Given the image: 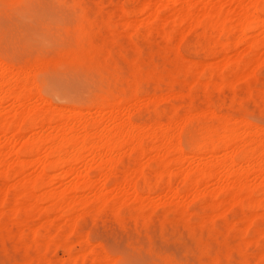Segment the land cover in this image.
<instances>
[{
  "label": "rangeland",
  "instance_id": "374dc122",
  "mask_svg": "<svg viewBox=\"0 0 264 264\" xmlns=\"http://www.w3.org/2000/svg\"><path fill=\"white\" fill-rule=\"evenodd\" d=\"M145 5H154L150 18ZM253 5L264 9V0H0V128L12 123L0 136V153L38 139L37 116L50 120L42 129L46 146L55 133L109 131L128 117L145 135L142 156L128 147L115 156L117 182H102L106 169L94 172L98 161L89 156L76 173L47 174L42 182L49 185L36 199L14 197L20 176L9 168L14 155L7 156L0 264H96L98 256L109 264H264V173L249 167L239 187L230 176L221 194L219 181L201 179L198 195L183 183L201 164L224 157L245 169L248 147L257 151L251 163L264 167V48L247 44L264 42V12H250ZM249 12L262 29H228ZM215 18L229 31L209 25ZM208 127L237 129L236 141L211 154L198 150L193 144ZM256 129L260 144L250 135ZM168 143L180 144L183 156L166 173L163 162L178 158L166 154ZM34 168L23 170L26 190L37 180ZM126 172L135 193L122 189ZM236 196L244 205L232 206ZM55 197L60 208L51 211ZM72 200L77 206L67 212ZM224 206L232 207L220 216ZM83 241L91 251L85 262Z\"/></svg>",
  "mask_w": 264,
  "mask_h": 264
},
{
  "label": "bare ground",
  "instance_id": "6f19581e",
  "mask_svg": "<svg viewBox=\"0 0 264 264\" xmlns=\"http://www.w3.org/2000/svg\"><path fill=\"white\" fill-rule=\"evenodd\" d=\"M153 6L154 5H145L142 8L143 12L145 13V15L148 18H150L154 14V7ZM252 7L253 8H251L250 12L252 11V9H253L254 13L255 12L256 13L257 12H264V9H259L257 6L253 5ZM250 12L248 13V16L242 17L241 20H239L236 23L237 25H235V27L232 26L228 29H231V30L233 29V32H234V30H236V28L237 29L239 28L238 30L240 31V33H244V31H247V29H249V28L262 29V22L258 21L257 18L253 16L254 15L253 12L252 13H250ZM209 25H211L212 27H217V29H218V26H219V28H221V27L223 28V26H225V22L222 21V19H220V18H215L209 22ZM225 27L227 28V26H225ZM226 28L224 29V31L221 29V32L225 33V31L226 32L229 31L228 29L226 30ZM247 44H248V47L251 49H255V48L258 49V47L264 48V42L258 41V40H252ZM0 76H1V74H0ZM25 84H27V83H25ZM1 89H2V84H0V90ZM124 97L126 98L128 96L125 95ZM126 101H128V100H126ZM120 103H122V101L119 103H116V104L119 105ZM116 117H118V116H116ZM33 119L35 120V122L33 121V123L37 124V126H35V127L37 128L36 131L38 132L40 137L38 139H36L35 141H33V143L27 144L24 147H21V149L18 150L17 152H13L11 150L10 151L8 150L7 153H4V152L0 153V168L9 167L10 165L9 166L7 165L8 163H6L5 158L9 155H14L15 162H14L13 166H10L9 168L14 169V171H15L14 174L20 176V181H19L17 187H15V191H14V197L16 199H18V201L23 200L25 198L36 199V195L34 194L35 192H39L38 195L42 196V194L40 193L41 192V185H44V186L49 185L48 184L49 182H42V181L46 180L47 174L52 173V172L56 173L60 170H63L64 173H71V172L76 173V172H78L77 166H79V165H83L84 167L87 166L86 165V159L89 156H92V158H91L92 161H95V160L98 161L97 165L94 167V172L95 171L101 172L102 169H104V168L106 169V172L105 173L102 172L101 175L103 178L102 182L107 184L111 180L114 181V179L118 175V174H116L117 172L115 173V170H117V168L115 169V167H114V166H116L115 162H114V158L119 153V151L122 150L123 147H128L129 150L134 151V152L137 151V152L141 153L140 154L141 156L144 154L143 149L145 146L143 148H142V146H143V140L145 138V135H142L143 131L140 130V128L138 129V127L133 126V124L130 123L129 117L125 121H122L118 125L117 128H115L113 130H109V131H105L103 128L100 129V127L99 128L96 127L94 129H92L90 131V133L84 132L81 135L80 134H73L71 132H69L68 134L55 133L52 136V138L49 139V142L51 144L50 146H46L47 145V144H45L46 140L42 136V134H43L42 129L44 128V124L50 120L47 121L46 117H39V116L34 117ZM45 121H47V122H45ZM232 122H233V120H232ZM6 123L7 124H4V126H2L0 128V136H5L6 132L9 131L10 128L12 127L11 126L12 123H10L9 121H7ZM229 123H231V122H229ZM20 124H22V123H20ZM36 124H34V125H36ZM221 124H224V122ZM246 124H248V123H246ZM15 127H16V129L13 130L11 140H13L15 137H18L20 135L19 124ZM252 127H254V126H252ZM228 128L224 127V129H222V127H221L222 133L218 132L219 129L216 131L217 133L211 132V130H209L210 127H208V129H204L205 134H202L200 136V138H202L200 143L196 142L195 143L196 145L193 144L194 147L198 146V148H199L198 150H204V149L209 150V154L214 153V151L216 150L217 147H218V150L220 147L224 150L227 149L228 146H232L230 144H234L233 141L234 140L236 141V137L238 135V134H236L237 129L235 131L234 130L232 131L230 128L229 129ZM221 129H220V131H221ZM259 133L260 132L256 129L254 131L252 130V133L250 135L253 137L252 141H255V142L260 144V142H258L259 139L256 138L257 135H259ZM156 136L157 135H154L153 139ZM7 142H8V140H7ZM192 143H194V142H192ZM251 143H253V142H251ZM188 144H191V142H188ZM262 144H264V143H261L260 145L262 146ZM193 145H192V147H193ZM166 146L168 147V148L166 147L164 149L166 154L172 153V154H177V156H178V158L176 157L175 159L173 158L170 161H167V162L164 161L163 162V164L161 166L163 168H161V170H163L162 172L167 173L172 168V166L179 163V161H180L179 158H180V156L182 157L183 155L181 153L182 150H181L180 144H174V145L170 144L169 145V143H168ZM194 147L192 149H194ZM238 147H237V149H238ZM207 148H209V149H207ZM248 148H249V150L246 149V151H248V154L246 155V157L243 155V157L246 158V163H247V167L245 169H240V168L236 169L235 168L236 164L234 165V160H232V157H230V156H229L230 158L224 157V159H222L221 161H219L215 164H212L210 166H205V165L201 164V167H200L201 169L197 170L193 177L192 176L190 177V174H186L184 176L185 181L183 183H185L186 186L187 185L190 186L186 189V191H188L189 188H193L195 195H198V193H199L198 189L200 188V186H201L200 182L202 181L201 179H206V180L212 181V182L214 180L219 181V183H220L219 189L220 190H218V191L221 194L227 190L225 182H226V179L229 178L230 176H234L235 182H236L235 183L236 187H239L244 176L248 174V170H250V169L253 170L256 167V168H258L257 172L259 175L261 173H264V167H259L257 164H253L254 163L253 160L257 158L256 157L257 151L255 152V150H253V149L251 150L250 147H248ZM43 150L45 152V155H43L44 156L43 158H41V157L39 158L38 156L41 154V152ZM218 150H216V151H218ZM233 152H235V151H232V153ZM238 155L241 157L239 159L243 158L241 156L242 154H238ZM28 156L29 157L32 156L34 158L37 157V158L35 160L29 161V162H25L24 160L20 159L21 157L27 158ZM193 157H194V155H193ZM251 160L253 163H251ZM241 163H243V161ZM240 165H242V164H240ZM31 166L33 167V169H35L34 167L39 168V172L36 175L37 180H33V182L30 181L31 185H32L31 189L26 190V188H28V186H25V182H29V180H27V178L23 177V175H24L23 170L25 169V167H31ZM249 167H251V168L249 169ZM101 175H100V178H101ZM3 176H4V174L0 173V177H3ZM261 176H262V174H261ZM99 179H98V181H101V179L100 180ZM115 181L117 182L116 179H115ZM102 182H101V184H102ZM105 184H104V187H105ZM106 186H108V185H106ZM170 186H171V184H170ZM186 186H184V187H186ZM95 187H97L95 185V183H93L92 185H90V184L78 185V186L71 188V191H72V193H74V192H80V191H84V190H91V189H94ZM152 188H154V187H152ZM171 188H172V186H171ZM116 189H118V188H116ZM122 189L123 190L127 189V190H130L132 192L134 191V193H135V191L138 190L136 185L134 184L132 178L130 177V175L127 172L124 174ZM151 189H150V191H151ZM103 191H104V188H103ZM55 199H56V197L53 198V201H54L53 206H50L51 211H57L60 208L59 207L60 205H57L55 203L56 202ZM94 199H95V201L104 204L105 199L102 197L101 193H95ZM233 202H234V204L232 203L233 207L236 205H242V204L244 205V200L240 196L234 197ZM247 203H249V201ZM80 204L83 205L84 203L82 202ZM211 204L213 206L212 201H210V205ZM218 204L219 203H216L214 206H216ZM68 205L69 206L66 208L67 212H72L77 206L76 202L73 200L69 201ZM231 207L228 208V207L224 206V210H222L223 213L220 214V216H223L225 214V212L231 210ZM251 208H253V207H251ZM248 218L249 217H247L244 220V222L247 223V225L245 227L246 232L248 231V229L251 225V220H250L251 218L250 219H248ZM72 231H74V230H72ZM45 234L47 235V233H45ZM82 244H84L86 246L84 253L81 256L82 262H85L86 260H88L90 258L91 251H90V246H88L87 241H83ZM95 262H96V264H109V262L107 260H105L103 256L102 257L98 256L96 258ZM111 264H113V263H111Z\"/></svg>",
  "mask_w": 264,
  "mask_h": 264
}]
</instances>
